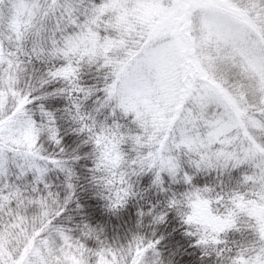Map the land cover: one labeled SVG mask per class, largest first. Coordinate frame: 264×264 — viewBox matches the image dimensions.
Wrapping results in <instances>:
<instances>
[{"label": "snow or ice", "instance_id": "obj_1", "mask_svg": "<svg viewBox=\"0 0 264 264\" xmlns=\"http://www.w3.org/2000/svg\"><path fill=\"white\" fill-rule=\"evenodd\" d=\"M0 264H264V0H0Z\"/></svg>", "mask_w": 264, "mask_h": 264}]
</instances>
